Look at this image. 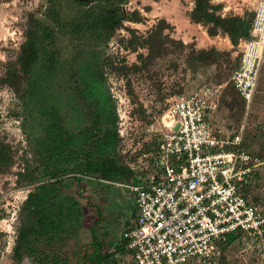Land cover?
<instances>
[{
  "label": "rangeland",
  "instance_id": "374dc122",
  "mask_svg": "<svg viewBox=\"0 0 264 264\" xmlns=\"http://www.w3.org/2000/svg\"><path fill=\"white\" fill-rule=\"evenodd\" d=\"M254 1L211 0L221 5L218 13L222 16L247 18L253 16ZM97 2L107 5L105 0L92 4ZM112 2L127 11L138 9L143 21L124 22L107 41L85 37L74 42L66 29L76 7L72 0L57 1L65 28L46 18L57 29V61L47 68L46 54H42L32 71L36 88L24 102L10 87L0 84V138L13 150L11 167L0 173V264H19L13 258V249L19 231L33 221L23 204L30 191H45L44 185L51 186L45 193H50L55 203L63 204L65 214L69 213L64 219V239L57 238L50 244L42 241L37 244L39 249L75 264L93 253V229L101 245L96 258L107 252L111 253L110 262L133 264L121 241L123 230L137 211L132 194L118 182L107 183L94 173H79L84 157L90 149L94 157H109L132 168L136 176L146 177L156 152L155 136L148 130L154 116L161 115L178 94H190L203 86L219 93L212 118L218 134L230 137L241 133L247 150L262 158V164L254 168L250 198L264 217V51L255 97L246 112L230 82L239 63V43L233 45L222 32L209 36L204 25L191 22L188 13L193 0ZM49 4L47 0H0V77L6 61L15 57L24 40L27 11L45 9ZM161 18L171 25L165 30L171 37L195 49L229 51L230 60L222 57L220 63L193 71L185 63L188 49H173L147 69L115 70L114 66L137 62L138 52L146 53L145 48L135 52L127 47V27L137 35H146ZM128 80L133 96L127 90ZM92 125L109 130L111 135L106 141L87 145ZM97 260L92 264L102 262ZM207 264H264V233H243L230 245L220 247Z\"/></svg>",
  "mask_w": 264,
  "mask_h": 264
},
{
  "label": "built area",
  "instance_id": "2783aa9c",
  "mask_svg": "<svg viewBox=\"0 0 264 264\" xmlns=\"http://www.w3.org/2000/svg\"><path fill=\"white\" fill-rule=\"evenodd\" d=\"M253 13L230 76L246 112L264 51V0L254 1ZM218 100L208 86L178 94L148 126L157 147L149 175L117 183L128 188L137 209L121 235L133 264H207L227 234L264 233V217L241 192L262 162L242 150L241 133L223 137L215 130Z\"/></svg>",
  "mask_w": 264,
  "mask_h": 264
},
{
  "label": "trees",
  "instance_id": "16d2710c",
  "mask_svg": "<svg viewBox=\"0 0 264 264\" xmlns=\"http://www.w3.org/2000/svg\"><path fill=\"white\" fill-rule=\"evenodd\" d=\"M47 1L50 4L45 9L36 7L27 11L24 40L20 43L15 57L6 61L3 74L0 77V84L10 87L17 99H21L23 102L36 88L35 81L32 80V71L42 54H46L47 68L53 66L57 61V29L48 23L46 18L52 19L57 27L65 28L62 24L60 8L57 3L61 0ZM72 1L76 7V13L70 18L66 32L71 34L74 42H80L85 37L107 41L118 29L123 27L124 22H142L144 19L138 9L127 11L117 7L112 0H105L107 5L98 2L92 4L93 1L96 2L97 0ZM148 8L145 7L146 10ZM220 8V4H214L211 0H193V7L188 16L191 22L204 25L209 36L217 35L219 32L225 33L233 45H237L240 39L249 38L253 16L251 18L235 14L222 16L218 13ZM166 29H171V25L163 18L159 19L146 35H137L136 30L127 27L130 33L127 47L135 52L138 51L139 47L145 48L146 53L138 52L136 55L137 62L131 65H117L113 68L121 73L126 69H147L155 60L168 54L173 49L179 51L188 49L185 63L193 71H196L199 66L220 63L222 57L227 60L231 58L229 51H219L215 47L195 49L193 45L184 43L181 39H175L165 33ZM235 60H238V57ZM127 82L128 93L133 96L134 92L130 86V81ZM235 93L238 95L236 90ZM89 131L87 145L94 146L97 141L107 140L111 135L109 130L102 131L93 125L89 128ZM247 147L246 142L242 139V150L254 155L247 150ZM92 154V150L88 149L84 157V167L80 169L81 172L94 173L100 179L116 182H130L134 179L135 173L129 166L118 164L109 157H94ZM260 159L262 158L260 157ZM12 163V147L0 138V173L7 171ZM255 174L256 171L251 174L250 183ZM250 183L242 186L241 192L252 201L250 198ZM50 188L51 186L46 187L44 185L43 189L45 191L41 194L33 191L27 194L23 209L33 218V221L19 231L18 243L13 249V258L18 261H21L24 256H28L39 263L67 264L68 262L66 257L37 247V244L42 241L50 244L57 238L64 237V219L69 210L65 214L64 209L66 208L63 204L55 203L50 193H45ZM243 233L244 231L237 230L227 234L225 240L219 242V249L230 245ZM96 250L97 248L94 249L93 253L86 254L84 259L77 262V264L83 263L84 260H88V264H92L96 259L102 261L99 264H117L116 261H109L111 253H103L99 258H96Z\"/></svg>",
  "mask_w": 264,
  "mask_h": 264
},
{
  "label": "flooded vegetation",
  "instance_id": "af4514ba",
  "mask_svg": "<svg viewBox=\"0 0 264 264\" xmlns=\"http://www.w3.org/2000/svg\"><path fill=\"white\" fill-rule=\"evenodd\" d=\"M80 172H81V171H79V173H80ZM82 174H85V172H82ZM79 175H81V174H79ZM79 175H78V176H79ZM96 178L99 179V180H102V181H104V182H107V183L114 182V181H110V180L100 179V178H98V177H96ZM115 182H116V181H115ZM123 183H126V182H123ZM91 231H92V241H93L94 249L97 248V250H96L95 253H97L98 250L100 249L101 245H100V243L98 242V237H97L96 232L93 231V229H91ZM95 244H96L98 247H97ZM105 253H107V252H105ZM87 262L89 263L88 260H84V262H83V263H80V264H88ZM75 264H77V263H75Z\"/></svg>",
  "mask_w": 264,
  "mask_h": 264
},
{
  "label": "water",
  "instance_id": "95a60500",
  "mask_svg": "<svg viewBox=\"0 0 264 264\" xmlns=\"http://www.w3.org/2000/svg\"><path fill=\"white\" fill-rule=\"evenodd\" d=\"M19 264H50V263H39L37 261L32 260V258L28 256H24L23 259L19 262Z\"/></svg>",
  "mask_w": 264,
  "mask_h": 264
},
{
  "label": "crops",
  "instance_id": "0c3cea01",
  "mask_svg": "<svg viewBox=\"0 0 264 264\" xmlns=\"http://www.w3.org/2000/svg\"><path fill=\"white\" fill-rule=\"evenodd\" d=\"M136 214H137V211H136ZM136 214H135V216H134L133 220L135 219V217H136Z\"/></svg>",
  "mask_w": 264,
  "mask_h": 264
}]
</instances>
